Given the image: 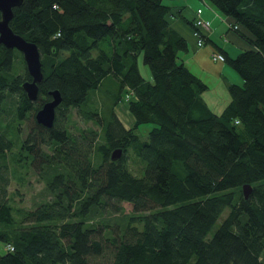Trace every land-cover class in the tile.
<instances>
[{"label": "trees", "instance_id": "16d2710c", "mask_svg": "<svg viewBox=\"0 0 264 264\" xmlns=\"http://www.w3.org/2000/svg\"><path fill=\"white\" fill-rule=\"evenodd\" d=\"M164 1L174 0H22L12 9L8 26L35 45L42 80L28 101L21 55L0 45V264H264V0H205L247 44L222 54L240 84H227L218 115L183 65L187 43L168 26ZM100 88L97 106L90 94ZM50 91L61 101L45 128L34 115ZM122 94L133 99L127 130L114 113ZM73 115L93 126L70 125ZM140 125L151 126L144 141ZM28 171L49 199L19 212L8 186Z\"/></svg>", "mask_w": 264, "mask_h": 264}, {"label": "crops", "instance_id": "0c3cea01", "mask_svg": "<svg viewBox=\"0 0 264 264\" xmlns=\"http://www.w3.org/2000/svg\"><path fill=\"white\" fill-rule=\"evenodd\" d=\"M167 5L170 7V12L165 17L168 26L187 43V53L180 57L183 65L190 74L207 87L201 97L207 107L218 115L229 101L226 91L227 84L238 85L240 80L228 72L223 65L224 62L211 61V54L222 55L224 53L233 57L238 52L246 50L247 44L236 35L235 31L229 29L232 25L231 18L218 13L205 0H174ZM196 10H200L199 18L209 24V30L200 33L203 40V45L200 47L196 46L192 29L186 25V22L193 21ZM235 30L251 38L244 29L237 26ZM127 100L133 99L130 97ZM123 128L129 129L124 126Z\"/></svg>", "mask_w": 264, "mask_h": 264}, {"label": "rangeland", "instance_id": "374dc122", "mask_svg": "<svg viewBox=\"0 0 264 264\" xmlns=\"http://www.w3.org/2000/svg\"><path fill=\"white\" fill-rule=\"evenodd\" d=\"M171 1H164V3L167 5ZM223 44V43H222ZM225 67L227 68L228 72H231L234 74L236 77L237 74L234 73V71L224 63ZM137 66L139 69V72L142 77L145 79L149 78V72L145 66L142 65L141 63V58L138 57L137 60ZM239 78V77H238ZM217 92L219 90H216ZM91 97L96 100V105L99 106L101 105V98L103 96V90L100 88L97 91L92 92ZM130 98V95H127ZM127 99L125 94H122V101L119 102L115 106V113L119 120L121 121L122 125L125 128H131L134 124L133 117L129 113L127 109ZM70 125L75 126L76 128H87L90 126H93L91 123H83L77 116L73 115L71 120H70ZM94 128V127H92ZM151 129L150 125H140L136 131V134L138 135V138L140 141H144L147 135V132ZM72 130V129H71ZM27 131V126L26 124H22L19 127V132H20V139H22ZM139 160V159H137ZM140 163V162H139ZM141 164V163H140ZM128 169L132 175L135 177H140L142 175V164L141 167L139 168L138 162L132 158L128 159L127 162ZM8 193L9 197L11 198V204L15 208L16 211L19 212H24V211H30L34 209L36 206H38L41 203L46 202L49 199V196L47 192L44 189L43 183L37 179V177L33 174L32 171H28L27 175L23 178V180L19 183L16 181L12 180L9 183L8 186ZM123 208V214L128 215L131 212L130 206L127 204H122ZM1 247V246H0ZM2 250V247L0 248Z\"/></svg>", "mask_w": 264, "mask_h": 264}, {"label": "water", "instance_id": "95a60500", "mask_svg": "<svg viewBox=\"0 0 264 264\" xmlns=\"http://www.w3.org/2000/svg\"><path fill=\"white\" fill-rule=\"evenodd\" d=\"M22 0H0V45L7 50L17 51L22 58L29 82L21 84L25 97L28 101H35L38 85L42 80L40 71L39 54L34 44L25 41L23 38L14 34L8 26L12 18V9L20 7ZM50 100L42 104L35 112L34 120L38 125L50 128L54 119V110L59 105L61 98L57 91L48 92ZM121 150L116 149L110 153V161L114 162L120 158ZM248 185L241 186V194L244 199L250 194Z\"/></svg>", "mask_w": 264, "mask_h": 264}, {"label": "built area", "instance_id": "2783aa9c", "mask_svg": "<svg viewBox=\"0 0 264 264\" xmlns=\"http://www.w3.org/2000/svg\"><path fill=\"white\" fill-rule=\"evenodd\" d=\"M199 14H200V10H196L193 21H192L193 26L195 28V31L192 32V35L196 40V46L197 47H200L203 45V40L201 38L200 33H203V32L205 33L209 30V24L207 22L201 20L199 18ZM232 28L235 29V27H232ZM210 58H211V61H213V62H220V63L223 62L222 55L217 54V53L211 54ZM4 249L7 251H12V248L10 246H6Z\"/></svg>", "mask_w": 264, "mask_h": 264}, {"label": "bare ground", "instance_id": "6f19581e", "mask_svg": "<svg viewBox=\"0 0 264 264\" xmlns=\"http://www.w3.org/2000/svg\"><path fill=\"white\" fill-rule=\"evenodd\" d=\"M8 246V245H7Z\"/></svg>", "mask_w": 264, "mask_h": 264}]
</instances>
